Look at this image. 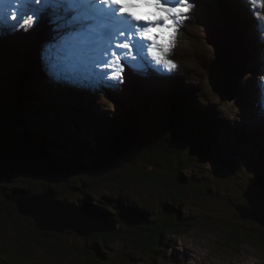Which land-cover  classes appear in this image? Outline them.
Wrapping results in <instances>:
<instances>
[{
	"label": "rangeland",
	"instance_id": "obj_1",
	"mask_svg": "<svg viewBox=\"0 0 264 264\" xmlns=\"http://www.w3.org/2000/svg\"><path fill=\"white\" fill-rule=\"evenodd\" d=\"M239 2L240 0H193L195 6L188 13L189 19L179 28L175 46L167 57L177 67L170 72L158 69L144 74L130 72L126 67L123 84L115 88L103 85L87 88L78 83L52 78L42 61L45 45L53 42L56 35L47 20H41L29 31L20 27L14 33L0 34V72L5 71L6 76L10 72L21 75V72L24 74L31 68L38 69L35 70L37 82L45 77L48 79L41 82V88L48 99L53 100L55 96L50 92H57L61 86L65 87V92L74 93L78 98H58L55 117L56 120H63L57 127L60 132L67 139H77L80 146L89 148V142L93 139L104 140L102 136L105 134H94V128H91V135L88 137L85 130L84 135L74 131L69 120L72 114L60 108H66V104L78 106L84 110L83 116L88 118V124H94L96 119L111 115L113 109L116 111L123 105H130L135 95L143 97L153 93L157 85L170 86L181 93L191 92L199 103L208 104L204 120L191 113L185 114L182 126L184 140L180 148L183 151L186 149L185 154H189L188 147L199 140L200 127H206V123L213 119L217 123L211 129L212 138L205 141V151L200 157L193 155L190 160H186L187 155L180 157L178 153L182 164H185L180 175L186 182L206 189L207 193V196L189 195L181 204L171 201L166 204L165 191L146 187L134 180L137 173L153 171V165L148 163L145 151L137 157L135 169L126 163L114 172L120 174L117 185L102 183L93 169L95 158L91 155L86 156L84 162L91 169L90 173L77 184L69 183L66 175H57L42 166L37 168V175L32 183L11 179L0 171V191L10 193L13 189L29 186L30 190L41 193L45 191L46 185H51L61 192L60 197L56 195V198L62 203L72 207L86 203L95 210L100 207L102 210L112 211L114 217L126 216L133 223L141 218L153 220L178 211L181 217H194L195 223L187 227L185 232L161 237L154 259L135 249L130 243V235L128 240L94 244L89 238H80L69 231L61 234L41 231L45 234L48 245L44 247L38 242V234L32 231L28 221L12 218L2 221L4 228L0 230V264L12 263L14 256L11 254L10 259L6 251L14 252L9 247H17V242L28 247L25 257L18 260L21 264H88L87 260L96 263L102 260V264H264V248L256 240L257 235L264 236V228L249 220L241 221L233 206L245 203L242 193L246 189L248 178L255 174H261L264 178V108L260 105L258 89L260 78L264 75V32L258 31V18L251 12V6H243ZM257 11L260 16H264V8ZM229 12L246 16L249 24L248 29L243 28L247 44L242 83L230 100L221 101L209 84L210 64L217 52L210 42V36L212 33L218 35L228 31L232 25ZM259 54H262L261 58L254 64L257 68H250V63ZM149 74L163 80L157 81L148 77ZM101 150L98 148L97 152L101 153ZM178 157L175 158L178 160ZM167 166L166 164L160 168L159 172L166 171ZM235 224L242 226L253 237L248 240L239 239L237 244L230 242L229 236ZM71 240L77 241L85 252V258L69 253L68 243Z\"/></svg>",
	"mask_w": 264,
	"mask_h": 264
},
{
	"label": "trees",
	"instance_id": "obj_2",
	"mask_svg": "<svg viewBox=\"0 0 264 264\" xmlns=\"http://www.w3.org/2000/svg\"><path fill=\"white\" fill-rule=\"evenodd\" d=\"M229 15L232 24L242 29H248L249 22L246 16L234 12H229ZM261 55H257L256 60L253 59L250 68H257L254 64L261 58ZM256 66L258 65L256 64ZM29 70L24 74L21 72V75L10 72L8 76H6L5 71L0 72L1 173L8 175L11 179L32 183L37 175V168L42 166L57 175H66L69 183L77 184L80 179L90 173L89 170L91 169L84 162L86 156L91 155L95 158L93 169L100 176L102 183L117 185L120 174L114 172L109 175L104 174L98 169L97 162L101 153L124 128L134 126L140 129L148 139L147 147L143 151L148 156L146 158L148 163L153 165L152 172L137 173L134 180L146 187L159 188L163 192L165 191L167 193L166 204L170 201L181 204L189 195L193 194L207 196L206 189H200L199 185L186 182V179L180 175V172L185 169V164H182V158L178 157V153H180V157L187 155L186 160H190L193 155L200 157L205 151V141L212 138L211 129L217 126L215 119L211 122L208 121L206 127H200L199 140L188 147L189 154H185L186 149L184 151L180 149L184 140L182 126L185 114L191 113L204 120L208 111L206 102L199 103L191 92L181 93L173 87L157 85L154 87L153 93L143 97L135 95L134 101L130 105H123L116 111L113 109L111 115H104L96 119L94 124H88V118L83 116L85 115L83 109L66 104L67 109L60 108V110L72 114V118L69 120L74 131L83 134L85 130L86 137H88L91 135V128H94V134H105L102 136L104 140L96 141L93 139L87 144L89 146L87 148L80 146L77 139H67L57 128L63 120L59 118L56 120L55 117L57 114L55 103L58 98L61 100V96L68 97L70 100H77L78 98L75 97L74 93L65 92V87L61 86L58 87L57 92L51 90L50 93L55 97L53 100L48 99L41 88V82L48 81L47 77L37 82L35 70L38 69L33 70L31 68ZM60 110H58L59 115ZM82 126L85 127L81 130ZM98 148L102 149L101 153L97 152ZM176 156L179 158L178 160L175 158ZM166 164L168 165L166 171L160 173V168ZM132 168L135 169L136 167L132 166ZM29 188V186H24L20 189H13L10 193L0 191V230L4 228L3 220L9 221L12 218L20 221L26 220L32 226V231L38 234V242L46 247L48 245L45 234L36 228L32 219L19 215L14 203L6 199V197H31L42 193L32 191ZM46 189H50L55 198L56 195L60 197L61 192L51 185H46L44 190ZM207 189L210 187L207 186ZM56 200L58 199L56 198ZM86 205L90 206L93 211H100L112 216L118 223V228L113 232L92 233L87 237L92 243L128 240L127 237L130 235L132 246L138 251L146 253L152 259H154V255L160 246L162 236L183 233L187 227L192 226L196 221L194 217H181L178 211L153 220L141 218L133 223L126 216L114 217L112 211H105L100 207L95 210L93 206ZM124 229L126 230L124 231ZM251 237L253 235L250 232L235 224L232 227L229 240L237 244L239 239L248 240ZM256 240L264 248V236L257 235ZM68 245L69 253H75L85 258V252L76 240H71ZM49 246L52 247V245ZM9 249L14 250L11 253L6 251L9 258L11 254L14 256V260L10 263L21 264V261L18 260L25 257L28 247L24 243L17 242V247H9ZM87 262L88 264L103 263L102 260L97 263L90 260Z\"/></svg>",
	"mask_w": 264,
	"mask_h": 264
},
{
	"label": "snow or ice",
	"instance_id": "obj_3",
	"mask_svg": "<svg viewBox=\"0 0 264 264\" xmlns=\"http://www.w3.org/2000/svg\"><path fill=\"white\" fill-rule=\"evenodd\" d=\"M257 16L264 32V0H243ZM193 0H0V34L29 31L47 20L56 34L45 45L42 61L49 75L82 87L115 88L124 82V70L144 74L149 70H174L168 59L176 34ZM151 8L144 17L132 9ZM264 108V75L258 84Z\"/></svg>",
	"mask_w": 264,
	"mask_h": 264
},
{
	"label": "water",
	"instance_id": "obj_4",
	"mask_svg": "<svg viewBox=\"0 0 264 264\" xmlns=\"http://www.w3.org/2000/svg\"><path fill=\"white\" fill-rule=\"evenodd\" d=\"M210 42L217 52L210 64L209 84L221 101L230 100L242 83L247 44L245 32L232 24L224 34L212 33ZM147 144L148 139L140 129L128 126L101 153L97 167L106 175L115 172L126 163L136 167V159ZM242 198L245 203L234 205L239 219L255 222L264 228V178L261 174L248 178ZM6 199L14 203L19 215L32 219L40 231H53L58 234L71 231L80 238H87L92 233L113 232L118 228V223L112 216L93 211L86 204L73 207L65 205L56 200L50 189L31 197Z\"/></svg>",
	"mask_w": 264,
	"mask_h": 264
},
{
	"label": "bare ground",
	"instance_id": "obj_5",
	"mask_svg": "<svg viewBox=\"0 0 264 264\" xmlns=\"http://www.w3.org/2000/svg\"><path fill=\"white\" fill-rule=\"evenodd\" d=\"M240 5H243L244 6V3H243V0H240ZM239 8H241V7H239ZM242 9V8H241ZM245 9V8H244ZM136 11H138V13L140 14V13H146V12H152V11H155V9H151V8H137V9H135ZM47 22V21H46ZM247 59H249L250 60V58H247ZM248 61V60H247ZM155 75V74H154ZM148 77H153V78H155L157 81H161V80H163V79H161V78H159V77H157V76H151V74H149V76ZM147 77V78H148Z\"/></svg>",
	"mask_w": 264,
	"mask_h": 264
}]
</instances>
